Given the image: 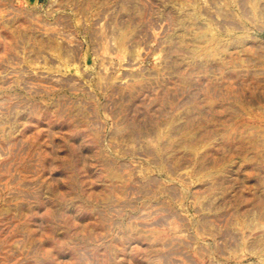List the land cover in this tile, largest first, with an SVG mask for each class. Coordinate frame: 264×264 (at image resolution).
Listing matches in <instances>:
<instances>
[{
    "label": "rangeland",
    "instance_id": "374dc122",
    "mask_svg": "<svg viewBox=\"0 0 264 264\" xmlns=\"http://www.w3.org/2000/svg\"><path fill=\"white\" fill-rule=\"evenodd\" d=\"M0 264H264V0H0Z\"/></svg>",
    "mask_w": 264,
    "mask_h": 264
}]
</instances>
